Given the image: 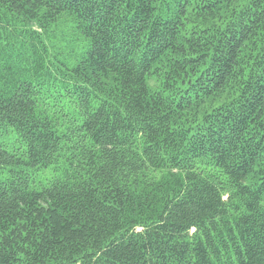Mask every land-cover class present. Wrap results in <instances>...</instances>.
<instances>
[{"label": "trees", "instance_id": "obj_1", "mask_svg": "<svg viewBox=\"0 0 264 264\" xmlns=\"http://www.w3.org/2000/svg\"><path fill=\"white\" fill-rule=\"evenodd\" d=\"M0 264H264V0H0Z\"/></svg>", "mask_w": 264, "mask_h": 264}, {"label": "rangeland", "instance_id": "obj_2", "mask_svg": "<svg viewBox=\"0 0 264 264\" xmlns=\"http://www.w3.org/2000/svg\"><path fill=\"white\" fill-rule=\"evenodd\" d=\"M62 34L64 35V41H66V43H70L69 45L71 48L79 50L80 47L83 45V43L81 42V39L79 37H76L77 39H75V36H72V32L67 31L65 33L62 32ZM59 57H60V59L66 58L68 60V63L72 64L75 60V53L73 52L72 54H69L68 51H67V53L65 51L63 54L59 55ZM42 180H43L42 175H39L36 178L37 183H39V181H42Z\"/></svg>", "mask_w": 264, "mask_h": 264}]
</instances>
